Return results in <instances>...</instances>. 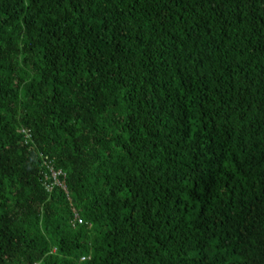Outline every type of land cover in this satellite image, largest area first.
<instances>
[{
	"label": "trees",
	"instance_id": "1",
	"mask_svg": "<svg viewBox=\"0 0 264 264\" xmlns=\"http://www.w3.org/2000/svg\"><path fill=\"white\" fill-rule=\"evenodd\" d=\"M0 264H264V0H0Z\"/></svg>",
	"mask_w": 264,
	"mask_h": 264
},
{
	"label": "built area",
	"instance_id": "2",
	"mask_svg": "<svg viewBox=\"0 0 264 264\" xmlns=\"http://www.w3.org/2000/svg\"><path fill=\"white\" fill-rule=\"evenodd\" d=\"M61 173H62V170H56V169L51 167L49 172L46 174V178H51L53 184L59 185V186L63 187V189L66 190V184L58 178V176L61 175ZM51 187H52L51 185H47L48 189H51ZM77 217L78 216L76 214L74 219H76ZM79 221H81V220L79 219Z\"/></svg>",
	"mask_w": 264,
	"mask_h": 264
},
{
	"label": "clouds",
	"instance_id": "3",
	"mask_svg": "<svg viewBox=\"0 0 264 264\" xmlns=\"http://www.w3.org/2000/svg\"><path fill=\"white\" fill-rule=\"evenodd\" d=\"M46 174H47V173H46ZM45 179H46V180H51L50 182H44V185H45V187H46V190H47L48 192H50V191L53 190L55 184L52 183V179H51V178H46V175H45ZM47 185H51V186H52L51 189H48V188H47ZM64 190H65V189H64ZM65 191L67 192V194H68V196H69V192H68V190H67V186H66V190H65ZM72 211L74 212V216H73V219H74L75 216H76V214H77V216H78V213H77V211L75 210V208H72Z\"/></svg>",
	"mask_w": 264,
	"mask_h": 264
}]
</instances>
